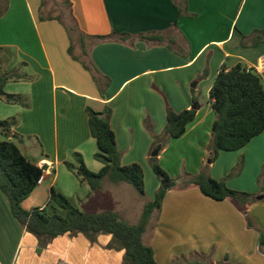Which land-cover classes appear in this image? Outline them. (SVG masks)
<instances>
[{
    "label": "crops",
    "instance_id": "obj_1",
    "mask_svg": "<svg viewBox=\"0 0 264 264\" xmlns=\"http://www.w3.org/2000/svg\"><path fill=\"white\" fill-rule=\"evenodd\" d=\"M54 1L59 13L47 7L49 3L43 7L42 0H0V10L8 4L0 16V58L11 56V62L21 65L22 74L32 77L5 87L9 94L26 96L30 107L0 100V117L19 118L12 140L17 139L21 151L22 145L27 149L26 139L38 142V153L31 161L46 170L36 189L50 191L74 152L83 155L90 170L102 169L103 164L94 158L96 141L91 136L86 107L102 111L109 105L121 162L142 166L146 196L142 202L133 201L135 206L119 205L123 202L114 194L127 191L130 195L131 187L104 178L82 210L111 211L129 224H137L145 203L154 199L160 187L151 174L149 157L154 138L146 123L153 126L154 135L162 136L167 106L180 112L192 108L196 98L199 108L195 120L182 137L168 140L158 154L159 161L179 145L196 151L199 158L196 165L187 168L189 175L209 165L211 177L226 179L229 188L252 194L255 199L246 210L254 226L248 225L247 217L233 201L213 200L195 187L174 188L167 192L161 211L152 215L144 243L153 249L158 264L191 260L197 253L213 264H264V245H260L264 179L259 182L264 170V133L244 148L221 151L215 161L207 162L215 113L210 98L206 101L203 95L206 86L210 94L222 65L228 69L238 64L253 67L264 81V42L242 45L243 36L264 28V0H188L189 12L196 14L193 18H180L175 0H69L89 55L83 56L78 39V54L73 50L78 60L69 54V47L72 44L74 49L75 44L64 25L56 19L40 18L41 14L56 17L66 8L65 0ZM113 32H156L165 35V42L162 46L139 40L96 43L92 38ZM85 58L110 78L103 95L81 62ZM2 62L1 70L8 71L9 63ZM206 69L208 75L203 78ZM86 153H92L94 161ZM241 159L244 164L238 171ZM233 171L236 174L229 178ZM84 186L90 190L89 185ZM111 239V235L102 234L91 243L83 234H64L40 248L37 238L15 220L0 191V264H123L124 250L107 248Z\"/></svg>",
    "mask_w": 264,
    "mask_h": 264
},
{
    "label": "trees",
    "instance_id": "obj_2",
    "mask_svg": "<svg viewBox=\"0 0 264 264\" xmlns=\"http://www.w3.org/2000/svg\"><path fill=\"white\" fill-rule=\"evenodd\" d=\"M51 0H42V6H46ZM65 9L61 14L53 17L41 14V20L56 19L61 22L67 30L71 42L75 35L78 36L82 46L84 57H88V51L84 44V34L79 29L70 9V1L65 0ZM179 8V16L196 17L195 13L188 10V0H175ZM8 4L0 10L2 16L7 10ZM41 6V7H42ZM67 18L69 22H67ZM96 43L116 41L127 42L132 40L143 41L149 45L162 46L165 42V35L161 33H149L131 35L127 33L117 34L113 32L108 36H94ZM174 42H176L174 40ZM264 42V28L255 30L249 37L243 36L242 45L244 47L257 46ZM69 54L75 59L73 46L69 47ZM81 61L97 84L101 95L110 84V78L103 75L95 64L87 59ZM208 75L206 69L201 77ZM17 72L2 71L0 68V100L7 104L19 105L29 108L28 98L22 94H9L5 92L8 83L23 79H31ZM210 100L215 113V120L211 129V142L209 145V158L215 161L221 151H237L244 148L251 140L264 133V81L262 75L253 67L238 64L228 69L222 65L214 82L210 88ZM199 104L194 98V105L190 109L176 112L167 106V123L162 136L153 133V126L148 121L147 127L153 135L154 143L152 151L159 152L166 146L169 139L182 137L189 123L195 120ZM91 136L97 144V151L94 158L103 164L100 171L94 172L88 168L84 157L79 152L73 153L74 161H66L65 166L73 172L79 182L90 187V194L97 190L104 178H108L113 183L125 182L132 185L137 192L145 197V174L139 163L123 165L121 162L122 152L119 150L116 135L111 126L113 109L106 105L102 111H96L92 107H86ZM19 124V118L14 116L0 120V133L5 137L0 140V191L5 197L11 213L18 224L32 233L39 242L40 248H45L55 238L70 234L76 236L83 234L91 243H96L98 236L109 234L112 236L108 249L124 250L123 264H158L154 251L144 243L143 237L147 230L152 215L161 211L163 201L167 192L177 188L178 183L171 179L168 173L161 167L157 156L149 157V163L160 180L167 181L166 185H161L156 191L154 199L147 201L143 213L137 224H129L121 219L116 213L86 212L72 204L67 196L57 191L54 186L50 188L49 200L44 207L32 208L30 210L23 207V202L36 189L46 168L39 167L29 160L19 146L12 140L13 129ZM244 164L241 159L237 165L240 171ZM236 174L235 171L228 177ZM264 179V170L259 182ZM183 184L179 186L181 190L191 187L198 188L200 192L216 201L230 200L237 204L247 217L250 227L254 226L250 218L246 205L255 197L246 192H240L228 187L226 179L217 180L210 176L209 165H205L198 174L187 175ZM56 207L64 210L65 214L51 212ZM260 245H264V233L260 235ZM173 264H213L211 260L202 255L196 254L191 260L177 261Z\"/></svg>",
    "mask_w": 264,
    "mask_h": 264
},
{
    "label": "rangeland",
    "instance_id": "obj_3",
    "mask_svg": "<svg viewBox=\"0 0 264 264\" xmlns=\"http://www.w3.org/2000/svg\"><path fill=\"white\" fill-rule=\"evenodd\" d=\"M48 6L52 9H54L56 11V13H59V7H57L56 2L53 1H49L48 2ZM62 10V9H61ZM184 18V17H181ZM67 22H69V19L67 18ZM74 52L78 54L79 50L76 46V44H78V37L75 35L74 37ZM3 61V62H2ZM12 58L10 57H5L4 58H0V64L2 63H9L7 64V69L9 72H17L19 73V71L21 72V74L23 73L21 71V65L18 64L16 65L15 61L11 62ZM18 66V67H17ZM17 67L18 69H15ZM13 68V69H12ZM13 87V85L15 84H11ZM207 86L203 89V95L206 101L209 100L210 98V94H208L207 92ZM7 89V88H6ZM6 119V118H5ZM0 120L1 119L0 117ZM5 137L0 133V140H4ZM13 141L18 144L17 139H13ZM95 144V150L97 151V144L96 142H94ZM25 145L27 146V149H25L22 147V152L24 153V155L29 159V160H35V156L38 153V142L36 139H32V140H25ZM154 151H152L153 153ZM88 154V158L90 160H93V156L92 153H86ZM199 158V155L196 153V151H193L190 147H188L187 145H179L176 148H174L173 150H171L168 154L165 155V158L163 161H159L161 167L168 173V175L171 177V179H173L174 181H176V183H178V186L176 188V191L178 188H180L179 186H181V184H183V181L185 179V177H187V175L189 174L188 169L187 168H191L194 165L197 164V160ZM71 162L74 161L73 156H70L69 159ZM210 160V158L208 157L207 162ZM94 161V160H93ZM86 163V162H85ZM87 165V164H86ZM151 166V165H150ZM151 169V174L153 175L154 179L158 180L159 182V186L161 185H166L165 180H160L154 173L152 167H150ZM147 181H148V186L150 188V186L152 187L150 181V177L147 176ZM167 182V181H166ZM129 187H131L130 189H132L130 195L127 193L123 194H119V193H115L114 196L116 198H119L120 201L122 200L123 203H119V205H128L131 206L134 205L133 201L135 203V201L139 200V201H143L142 198L143 196H141L137 190L130 184H128ZM55 189L57 191L62 192L65 196H67L69 198V200L72 202L73 205H75L76 207L80 208L81 210L84 207V203L86 201H90V199L92 198L91 194H90V190L82 185L78 178L75 176V174L73 172H70L67 168H62L60 174H59V178L58 181L56 183V185L54 186ZM49 200V191L47 193H45V191H39L38 189H35L33 191V193H31V195L23 202V207L25 209H32V208H39L40 206H45L47 204ZM137 205V204H136ZM135 206V205H134ZM51 212H57L58 214L64 215L65 212L64 210H62L59 207H56V209H51Z\"/></svg>",
    "mask_w": 264,
    "mask_h": 264
},
{
    "label": "water",
    "instance_id": "obj_4",
    "mask_svg": "<svg viewBox=\"0 0 264 264\" xmlns=\"http://www.w3.org/2000/svg\"><path fill=\"white\" fill-rule=\"evenodd\" d=\"M159 154V151L158 150H155L153 153H152V156H157ZM210 162V161H208ZM165 183L167 184V182L165 181Z\"/></svg>",
    "mask_w": 264,
    "mask_h": 264
},
{
    "label": "built area",
    "instance_id": "obj_5",
    "mask_svg": "<svg viewBox=\"0 0 264 264\" xmlns=\"http://www.w3.org/2000/svg\"><path fill=\"white\" fill-rule=\"evenodd\" d=\"M42 178H43V176L41 177L40 181L42 180ZM40 181H39V182H40Z\"/></svg>",
    "mask_w": 264,
    "mask_h": 264
}]
</instances>
